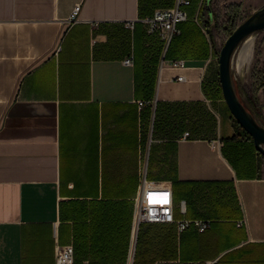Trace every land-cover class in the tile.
I'll list each match as a JSON object with an SVG mask.
<instances>
[{
  "label": "crops",
  "instance_id": "0c3cea01",
  "mask_svg": "<svg viewBox=\"0 0 264 264\" xmlns=\"http://www.w3.org/2000/svg\"><path fill=\"white\" fill-rule=\"evenodd\" d=\"M191 1L166 56L158 1L0 0V264L66 245L74 264H264V156L218 90L209 0ZM147 183L210 228L137 230Z\"/></svg>",
  "mask_w": 264,
  "mask_h": 264
},
{
  "label": "built area",
  "instance_id": "2783aa9c",
  "mask_svg": "<svg viewBox=\"0 0 264 264\" xmlns=\"http://www.w3.org/2000/svg\"><path fill=\"white\" fill-rule=\"evenodd\" d=\"M191 5V0H176L175 6L156 10L153 16L148 19L149 33L157 35L161 39L170 42L175 35L179 33V25L188 20V7ZM79 12L76 7L70 17L71 21H75ZM133 27V23L129 25ZM128 66L133 65V59L128 58L124 62ZM172 67L184 68V60H175L170 62ZM176 80L184 81V76H177ZM146 102H139L143 106ZM189 133L183 136V139L188 137ZM166 194V196H165ZM152 198L155 203H150L149 198ZM167 203H164V200ZM185 206L181 205V213L185 214ZM141 224H169L175 225L178 233H183L189 228H194L199 233H204L210 228L211 222L202 219H177L174 213V200L172 189L169 186L145 184L143 186L140 198L137 203L134 225L139 229ZM55 264H74V247L66 245L60 247L56 252Z\"/></svg>",
  "mask_w": 264,
  "mask_h": 264
},
{
  "label": "rangeland",
  "instance_id": "374dc122",
  "mask_svg": "<svg viewBox=\"0 0 264 264\" xmlns=\"http://www.w3.org/2000/svg\"><path fill=\"white\" fill-rule=\"evenodd\" d=\"M165 2L159 1L162 9H165ZM208 4L214 18L213 27L209 29L214 39L215 51L219 53L232 28L238 27L250 15L263 8L264 0H209ZM248 38L237 48L232 59V76L242 100H245L244 89L250 90L252 73L255 71L259 76L264 75V30ZM257 97L258 109L264 117V89L259 91ZM254 117L264 127V122L258 116Z\"/></svg>",
  "mask_w": 264,
  "mask_h": 264
},
{
  "label": "water",
  "instance_id": "95a60500",
  "mask_svg": "<svg viewBox=\"0 0 264 264\" xmlns=\"http://www.w3.org/2000/svg\"><path fill=\"white\" fill-rule=\"evenodd\" d=\"M264 30V7L250 15L228 37L219 52V82L223 99L238 124L253 139L256 150L264 156V127L246 108L234 86L232 59L237 48L248 37Z\"/></svg>",
  "mask_w": 264,
  "mask_h": 264
},
{
  "label": "trees",
  "instance_id": "16d2710c",
  "mask_svg": "<svg viewBox=\"0 0 264 264\" xmlns=\"http://www.w3.org/2000/svg\"><path fill=\"white\" fill-rule=\"evenodd\" d=\"M156 1L159 2L160 0H141V11H143V6L146 7L150 2L152 3V2H156ZM165 1H166L165 2V4H166L165 6H170V4H171L170 1L171 0H165ZM191 4H192V1H191ZM188 9H190V6L188 7ZM188 20H189V18H188ZM213 20H214V18H212L211 21L208 22V26L209 27L212 26ZM236 28L237 27L232 28L230 35L233 33V31ZM179 29H180V25H179ZM208 32H210V31H208ZM176 36L177 35H175L173 37V39L170 41L169 46H168V49H167L166 56L168 55L169 51L171 50L172 45H173V42H174ZM212 41H213V39H212ZM216 55H217V57H219V53L218 52H216ZM233 83H234L235 89L237 91L235 81H233ZM217 85H218V90L222 94V90H221V86H220V82H219V77H218V84ZM243 89H244V87H243ZM262 89H264V75L259 76L254 71L252 73V84H251L250 90L248 91V90H245L244 89V92H245V100H242L241 98H240V100L242 101V103L246 106V108L253 115L258 116L264 122V117L262 116L261 111L258 109V97H257L259 91L262 90ZM237 93L239 95V92H237ZM239 97H240V95H239ZM234 123H235L236 127L242 129L241 126L238 124V122L236 120H234ZM242 133H243V135L245 137H248L249 139H251L250 135L245 130L242 129Z\"/></svg>",
  "mask_w": 264,
  "mask_h": 264
},
{
  "label": "snow or ice",
  "instance_id": "6c2138e0",
  "mask_svg": "<svg viewBox=\"0 0 264 264\" xmlns=\"http://www.w3.org/2000/svg\"><path fill=\"white\" fill-rule=\"evenodd\" d=\"M165 196H166V194H165ZM149 202H150V203H155V202H157V201H154V200L150 197V198H149ZM163 202H164V203H167V200L165 199Z\"/></svg>",
  "mask_w": 264,
  "mask_h": 264
},
{
  "label": "bare ground",
  "instance_id": "6f19581e",
  "mask_svg": "<svg viewBox=\"0 0 264 264\" xmlns=\"http://www.w3.org/2000/svg\"><path fill=\"white\" fill-rule=\"evenodd\" d=\"M250 37H251V36H250ZM250 37H249V38H250ZM249 38H248V39H249Z\"/></svg>",
  "mask_w": 264,
  "mask_h": 264
}]
</instances>
